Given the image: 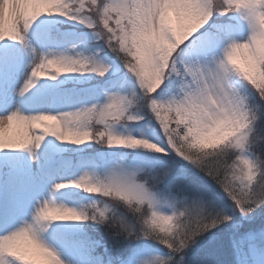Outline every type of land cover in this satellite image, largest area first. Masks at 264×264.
Here are the masks:
<instances>
[{"label":"snow or ice","instance_id":"obj_1","mask_svg":"<svg viewBox=\"0 0 264 264\" xmlns=\"http://www.w3.org/2000/svg\"><path fill=\"white\" fill-rule=\"evenodd\" d=\"M0 264H264V0H0Z\"/></svg>","mask_w":264,"mask_h":264}]
</instances>
